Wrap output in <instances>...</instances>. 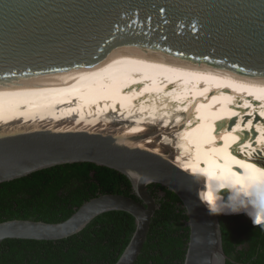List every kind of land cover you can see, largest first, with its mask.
<instances>
[{"label":"water","instance_id":"water-1","mask_svg":"<svg viewBox=\"0 0 264 264\" xmlns=\"http://www.w3.org/2000/svg\"><path fill=\"white\" fill-rule=\"evenodd\" d=\"M208 73L264 79V0H0V107L63 104L146 76ZM141 144L107 130L0 132V184L76 163L148 175L187 209L184 264H227L224 215L208 213L197 195L201 180ZM152 184L134 191L140 201L104 194L60 223L2 222L0 245L67 239L101 214L122 211L136 230L116 264H135L158 208Z\"/></svg>","mask_w":264,"mask_h":264},{"label":"bare ground","instance_id":"bare-ground-1","mask_svg":"<svg viewBox=\"0 0 264 264\" xmlns=\"http://www.w3.org/2000/svg\"><path fill=\"white\" fill-rule=\"evenodd\" d=\"M261 113L264 79L226 73L162 74L63 104L0 107V132L46 127L138 137L147 149L170 155L184 172L208 177L212 196L211 180L264 178ZM201 184L204 190L203 179Z\"/></svg>","mask_w":264,"mask_h":264},{"label":"trees","instance_id":"trees-1","mask_svg":"<svg viewBox=\"0 0 264 264\" xmlns=\"http://www.w3.org/2000/svg\"><path fill=\"white\" fill-rule=\"evenodd\" d=\"M149 191L157 201L148 239L135 264H184L190 241L187 209L160 184ZM104 194L140 201L128 178L92 163L56 166L0 184V223L34 220L60 223L83 204ZM227 264H264V227L245 215L219 216ZM136 230L129 213L96 217L80 233L59 241L7 239L0 264H116Z\"/></svg>","mask_w":264,"mask_h":264},{"label":"clouds","instance_id":"clouds-1","mask_svg":"<svg viewBox=\"0 0 264 264\" xmlns=\"http://www.w3.org/2000/svg\"><path fill=\"white\" fill-rule=\"evenodd\" d=\"M134 191H138L140 185H149L154 179L148 175L128 170L126 173ZM199 182L205 181L204 190L198 191L197 195L201 202L207 207L208 213L213 216L219 215H244L252 221L253 226L264 227V178H246L243 181L211 180V199L208 198V177L202 174H194ZM244 213V214H241ZM235 214V215H234ZM197 243H202L197 239ZM209 245L215 243L208 241ZM218 257L214 256L213 260ZM204 264H212L205 260Z\"/></svg>","mask_w":264,"mask_h":264},{"label":"snow or ice","instance_id":"snow-or-ice-1","mask_svg":"<svg viewBox=\"0 0 264 264\" xmlns=\"http://www.w3.org/2000/svg\"><path fill=\"white\" fill-rule=\"evenodd\" d=\"M250 95H251V93H250ZM261 115H264V113H261ZM249 124H251V121H249ZM236 126H238V124ZM219 128L221 129V133H222L223 130H224V128H225V125L221 124V125H219ZM218 135H219V138L221 140L224 139V136L222 134H218ZM218 167H222V166H219L218 165ZM229 171H230V169H229ZM211 175H212L213 178H215V175L214 174H211ZM232 176H236V173H232ZM237 181H239V179H237ZM208 198L211 199V194H209Z\"/></svg>","mask_w":264,"mask_h":264}]
</instances>
